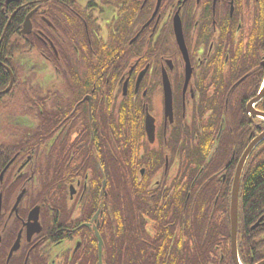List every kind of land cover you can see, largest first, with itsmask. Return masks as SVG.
<instances>
[{"label": "flooded vegetation", "instance_id": "1", "mask_svg": "<svg viewBox=\"0 0 264 264\" xmlns=\"http://www.w3.org/2000/svg\"><path fill=\"white\" fill-rule=\"evenodd\" d=\"M0 29V264H193L196 218L264 264V0H0Z\"/></svg>", "mask_w": 264, "mask_h": 264}, {"label": "trees", "instance_id": "2", "mask_svg": "<svg viewBox=\"0 0 264 264\" xmlns=\"http://www.w3.org/2000/svg\"><path fill=\"white\" fill-rule=\"evenodd\" d=\"M3 30L0 29V35ZM264 110V104L261 106ZM262 147V146H261ZM259 150L258 156L255 161H250L244 170V175L242 178V189H243V199L246 200L247 206L252 205V208L260 211L264 209V146ZM199 180L197 183H199ZM245 202V204H246ZM116 218L118 221V228L120 230L119 240L120 243L116 244V258H122L124 248L121 245L123 242V211L122 206H116ZM257 212V211H256ZM254 212V213H256ZM194 226V233L191 239L194 241V254H193V264H221L219 262V252L217 247L225 246L228 242L226 236H221L218 232H211L202 218H196ZM132 233L131 238L134 247L139 245V228H137V223L132 222ZM209 233V234H206ZM229 236V233L226 234ZM133 248V247H132ZM175 257V256H174ZM170 255L171 263L175 264V258ZM164 256V264H167V260ZM186 264V263H184ZM224 264V263H223Z\"/></svg>", "mask_w": 264, "mask_h": 264}, {"label": "water", "instance_id": "3", "mask_svg": "<svg viewBox=\"0 0 264 264\" xmlns=\"http://www.w3.org/2000/svg\"><path fill=\"white\" fill-rule=\"evenodd\" d=\"M258 142H260V141H258ZM257 145V143H255V144H253L252 146H251V148L250 149H248V152L246 153V155H245V157H244V159H246V157H248V155H249V153L252 151V149L255 147ZM243 159V160H244ZM244 162V161H243ZM240 174L241 173H239V175H238V177L240 176ZM237 182V181H236ZM239 183L237 182L236 183V186H235V188H236V190L238 189V185ZM234 200H236V202H237V192H236V196H235V198H234ZM235 202V203H236ZM234 206H235V210H236V206H237V203L236 204H234ZM236 218V217H235ZM237 219H235V221H234V227H233V247H234V254H235V257H236V259H237Z\"/></svg>", "mask_w": 264, "mask_h": 264}, {"label": "rangeland", "instance_id": "4", "mask_svg": "<svg viewBox=\"0 0 264 264\" xmlns=\"http://www.w3.org/2000/svg\"><path fill=\"white\" fill-rule=\"evenodd\" d=\"M79 1H83L84 3H86L88 0H79Z\"/></svg>", "mask_w": 264, "mask_h": 264}]
</instances>
